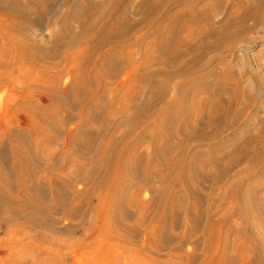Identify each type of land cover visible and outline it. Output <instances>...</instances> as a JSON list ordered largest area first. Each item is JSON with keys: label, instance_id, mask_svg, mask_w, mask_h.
<instances>
[{"label": "bare ground", "instance_id": "1", "mask_svg": "<svg viewBox=\"0 0 264 264\" xmlns=\"http://www.w3.org/2000/svg\"><path fill=\"white\" fill-rule=\"evenodd\" d=\"M4 1H8L12 4H15L16 5L15 7L17 8L13 10L10 7L7 8L5 4H0V16L9 20L11 23L9 26H5L3 24L4 22L0 21V68H3L4 66H6V68L11 66L12 64L9 62L10 59H12L15 65L17 62H18L17 65L26 63L29 66L28 68L33 69V66L35 67L39 63V59L41 57L43 56L47 57L46 53L49 51V49L53 50V52L60 53L61 55L62 64L61 66H58L55 69L54 74L52 76L48 74L50 73L51 70L50 67L37 65L39 67L38 68L35 67L36 70L34 69V71L38 73L36 75V82L38 81V83L41 85L46 84L50 86V88L51 87L54 88L53 91L51 90L47 91L48 97L46 99L48 100L49 106L50 107L53 106V109L50 110L51 111L50 115L57 114L56 112H58V110L60 111V108L62 109L65 108V104L67 105L66 108L68 106L71 107L74 104H80L85 108L89 102L90 103L93 102L95 105L93 103L92 104L96 107L107 104L105 105L107 106L106 107L107 111L105 112L107 113V116L120 112L123 113L124 111H127L128 108L136 107V105L139 103V101H136L135 99L137 93L141 90V86L145 87L146 89L151 88L153 93L155 94L154 95L155 97L153 99L149 100L148 102L146 101L145 104L143 103L144 106L142 109L144 110L150 106L151 102L156 101L157 100L156 98H160L163 91L166 92L164 89L168 88V87L163 88V86L158 88L159 82L157 75L159 73L161 72L163 73L162 80L165 79L164 83L166 85H168L167 84L168 82L170 83V80L173 77V75L176 76L178 75L179 77H181L179 81L180 83L177 82V84H174L175 88L173 92L178 94V95L176 94L177 96L174 94L175 95L174 99L176 98V100L180 102L178 108L172 109L171 112L168 114L170 118L172 119L174 118L171 121H174L175 118H177L180 115L181 111L183 112V109L187 107V110L185 109V112H187L185 116L187 117L192 116L193 123L195 125L201 121L202 119L201 117L204 116L205 111H207L208 113L207 118L210 123L214 124L213 125L214 127L210 132H208L209 130L207 131L202 130L199 132L197 138L200 141H198L199 145H197L196 149L192 150V148L189 145V142L190 139L196 138L195 134L198 132L195 133L192 132L191 135L187 136L186 140L180 139V141H178V143L174 145L169 144L168 146L174 148V152L170 154V156L169 155L168 157L166 156V158H164L165 156L162 158V156L160 155L161 151H163V149L165 148L163 149L159 148L156 157L158 160L156 159L157 161L155 164L154 162H152L153 166L151 167L150 170H148L149 172L151 171L153 174H155L154 176L157 177L158 181H160L161 184L167 186L165 187V189H162L159 196L164 197L165 194L168 196L172 195L173 194L172 189L178 183V185H181L183 187H192L193 188L192 190L194 192H197L196 195L197 196L196 205H197L199 203L198 201H200V199L198 200V198H200L201 195V192L199 193L201 188L199 189L197 186L201 185L200 182L202 178H205L207 176L206 171H208L210 173L209 175H211L210 185L207 186L209 187L210 190H214L215 185L219 184L218 182L220 178H222V176L227 174L226 172L229 170V168H231V165L237 160L241 159L242 156L245 153H247L248 150H250L251 144L253 142L255 143L259 139L258 135L261 129L260 131L256 130V132H254V134L250 136L249 141L247 139V142L246 143L244 142L246 146L240 149L238 157L233 156V153H229L231 150H228L227 149L228 147L222 146L218 144V142L216 141L217 138L221 136L220 134L223 132L227 124H232V123L234 124V122L238 121L239 119L246 117L245 116L246 112H243V110L240 107L238 110L236 109L235 111L232 112L231 111L232 105L236 103H238V105L240 103L241 104L245 103L249 105L250 108L256 105L257 109L261 108L264 110V102L259 100L258 97L259 93L257 94L256 92H253L251 85L248 82L246 83L245 81L246 84L242 85L241 81L238 78L232 79L231 81L228 80V82H226V76H228V72H227L228 66L226 64H223L221 68L222 70L220 71L221 73L219 72V74H217L218 78L213 85L212 83L210 85L208 84L207 82L208 75H206L205 73L201 75H192V74L194 71V64L198 62V59L200 58L199 56L206 53L208 50L209 51L214 50V48L217 47L219 48L225 45L229 51H233L234 48H236L238 39L244 36V35L241 36L239 32L247 28L250 29L251 27L254 26V25L250 26L249 24H247L248 22L247 19H251L253 21L252 24H258L264 30V0H183L176 3L180 5V6L177 5L178 7L165 0H139V1L137 0L138 1L136 6L137 8H134V10L136 9V14L139 16V18L137 19H132L130 17L131 8H129V4L130 2L132 3V0H65V2L63 3L65 7V9L62 10L63 13L61 14L59 11L60 15L58 13V15L54 17L56 21L60 22L61 30L59 32H54L53 34H51L49 38L50 42L48 46H44L45 44L39 41H35L34 39H31L27 35L28 31L26 30L25 26H27L28 23L39 24V21L45 17V13L54 6L56 0H4ZM227 3L231 7L229 13L225 16V20L219 23V27H214V23H215L213 18L214 11L219 8L221 9L225 8ZM73 22H77L76 24H78V29H75L73 27ZM146 38H148L147 41ZM144 39H145L144 41L145 45L143 44ZM193 42H195L196 45H193ZM139 51L141 52L140 59L134 57V55H136V53H139ZM187 52L188 54L190 53V56L183 60L182 56H184V54ZM161 54L164 55V58L162 57L163 59L160 58ZM5 57H8L9 62L4 60ZM45 60L47 62V59ZM111 60L112 62L114 60H117L119 63L123 65L124 68L121 65L123 70L126 71V75L125 73L124 75L125 78L127 79L126 81H128L129 83L125 82V85L127 84L128 88L127 90H125L124 94L121 91L122 95L119 94L118 90L120 87V83L123 82L124 84V80H125L124 77H122L123 79L121 78L122 79L121 81L119 78L115 83L113 82V84L112 82L111 84L108 83L110 82V79L109 81L104 79L105 76H109V77L111 76L108 75L109 74L108 64ZM180 61L182 63V66L178 63ZM179 65L180 67H177ZM6 70L7 72L9 71L8 69ZM142 71H144V74L142 73ZM262 72L264 74V68ZM0 77H1V72H0ZM256 79H257V83L260 84L261 82L260 78L257 76ZM229 82L232 83L231 85L233 88L231 87L232 89L229 97L224 99L223 92L227 91L225 90L226 89L225 85L226 83ZM97 86L102 87L101 97L99 96V98L103 97L104 101L102 102L101 101L99 102L97 100L98 97H95ZM190 91H193V93H191L192 94L191 96L193 98H196L194 101L191 102L188 101L191 103V105H193V103L194 105H197V107L195 108L196 110L193 109L194 114H192L191 111L192 106H190V104L186 105L187 93H189ZM201 91L203 94H200L201 97H199L198 94ZM167 93L166 95H169V93L168 94ZM105 95H107V97ZM167 97H170V95ZM22 98L23 101L22 100H21L22 102L19 101L20 104H18L17 102L18 105L15 106L14 111H18L22 109V111H26V113L30 115L32 122H34L33 125L37 127L38 131H40L43 134H46V138H42L44 142L43 143L40 142L42 147L41 150L43 151V153H45L46 151L50 152L52 148L51 143H55V135L54 136L51 135V133H49L48 131L51 130L53 132H56L55 131L56 129H54L55 125L47 119L45 114L46 111H44L45 108H40L39 107L40 104L36 103L37 101L34 104L33 100L31 99L32 98L31 95H29L28 93L26 94V92H24ZM168 99L171 100V98H167V100ZM11 100L12 99H10V101ZM114 102L117 103L116 106L112 105ZM166 102L171 104L175 101L168 100ZM182 103H185V105H183ZM161 106L162 105H160V107ZM70 107H68V111ZM161 108L162 110H164V107ZM62 109L61 111H63ZM142 109L138 111L136 110V112L134 111L135 114L138 113L137 114L138 116L137 115L134 116L132 114L133 111L130 110L132 112L130 113V115H133L134 118L132 119V121L130 120L129 131H133L135 128H137L136 129L137 131L138 127L142 131V128H140L139 124L144 122L146 118V115L144 113L139 112V111H143ZM68 111L66 110L64 115H62L63 117L62 116L61 117L65 118L67 114L70 115L71 113L69 114ZM230 111L232 113H230ZM162 112L163 111H160V113ZM60 113L58 115H60ZM88 114L89 113L86 111L84 115L82 114L83 116L81 117L80 122L78 124L76 123L77 125V127L75 128L76 131L75 129L74 130L70 129V131L66 133L67 137L64 139L63 142L64 144L63 146L66 149H64V152L63 154H61V156L63 157V160L67 162L68 165L69 164L71 166L73 165L72 166L73 169L75 167L74 169L75 171L77 170V168H79V171L82 173L85 172L90 173V178L92 179V180L90 179L91 183L95 182L94 184L96 185V187L99 188L101 194L103 195L100 198V200H98L99 204L97 207V221L95 223V227L93 226L92 233L88 235L86 241L82 242L81 245L82 247L94 246V250L90 252V258H89V260H91L94 264L97 263L101 264L103 261H106L108 258H110V255L112 257L111 259H108L109 264H115L117 263L118 260L117 259L114 260L115 258L114 252L115 250H118V253L120 255V246L108 243V241H106L108 238V235L106 234L107 232H104V230L102 229L108 227L110 223L113 221L114 215L112 214V212L115 213L114 218L118 222L119 226H120V221L126 215L123 212L124 210L120 212V209L123 205V201H120L118 197L121 194L120 191L123 189V187L120 189V187L122 186L120 179L123 175L121 174V172L126 173L124 172L126 171L124 169L127 167L126 160L129 158V154L126 152L127 151L125 148L126 146L124 147L122 145L120 147V143L114 145L115 140L113 135L111 134L108 140L99 146L100 151L97 154L98 156L94 158L95 160L85 157L86 150H88V145L90 144L91 141L89 142L88 140L87 142L89 144L83 146L79 144V141L78 142L76 141L75 138L77 137L75 136H79V134L76 135V133L79 129H81L82 125L86 123ZM64 120H67V118L63 119V121ZM158 121L156 120V122ZM87 122L90 121L87 120ZM51 123L54 126L51 125ZM87 124L89 125L90 123H86V126ZM177 126H179V124ZM209 126L212 125L210 124ZM165 127H167V125H165ZM172 127L173 125H171V128ZM162 130L164 129L159 128L158 125V131L155 132V134L151 135V137L154 140L157 139L159 135H162L160 134ZM142 134L144 135L145 132H143ZM204 139L207 140L209 139L208 141L205 140L207 141L206 144L207 145L209 144V146L207 148L202 149L201 147L202 144L204 146V142H203ZM39 140H37V142ZM172 142L174 141L172 140ZM17 143L14 142V147L16 149V152H19L23 148L20 147ZM47 145H50V147H48ZM225 149H227L229 152ZM224 151L226 153L228 152L226 157L228 159L225 160V162H222V164L220 165L219 159H221L222 157L219 158L218 154L219 153L221 154V152L224 153ZM16 152L15 153L13 152L14 156ZM53 153L54 150L51 151L50 155L52 156ZM81 153H85V155L83 156V154ZM167 153L170 152L168 151ZM252 153H253L252 158L249 162L250 165L246 170L245 176L247 175L250 176V174H252L256 169V165H258V163H260L261 161H264V141H262L260 148L254 150ZM79 155L81 156L79 157ZM130 156H132V153ZM153 156L155 157V154ZM15 158L18 159V157ZM2 165L3 164L0 160V178L3 177ZM211 168H213L211 171L208 170ZM101 169H103L105 172L102 173V175L103 174L104 175L101 178H98V176L101 175L100 173L98 175V172ZM21 172H22V176L20 180L21 188H20V192H18L19 194L18 201L15 202V205H17L15 207L17 209H12L13 208L11 206L12 204L9 205L10 201L7 200L9 204L0 206L2 207V209L0 210H5L11 213L16 211L18 215L22 217L21 221L23 224L26 223L30 227L39 228L42 225V221L44 218L43 215H45V213L47 214L49 209L52 208L54 205H56L58 200H56V203H53L52 205L48 204L46 200H44L43 189L37 188L39 184L36 183L38 184L37 186L31 187L30 186L31 180L26 176L25 171L23 170ZM77 173H79L78 170ZM261 174L264 177V173ZM1 180L2 179H0V184L2 182ZM32 181L39 182V179H37V177H34ZM243 181H244L243 176L235 179L233 178L227 182L226 187L224 186L225 189L221 187L222 188L221 190L219 191L215 190L216 192H218L217 195L219 194L220 198L225 199V203H228V201L231 203V207L232 208L234 207L231 210L236 209L240 215H242L243 212L245 211L246 214L244 213V215H247L246 217L249 216L248 219L244 217L240 224L236 225L234 223L235 221L229 223V216L231 214V211L229 210L227 212L224 211L222 215H220L217 219H213L214 218L213 215L215 213L214 211H207V212H204L203 210L200 211L199 206L195 208L196 211L194 215L196 219L198 220L202 219L203 214L207 215L206 223L205 222L204 223L206 225L205 237L207 242V245H205L207 246L205 250H207L206 253L208 254L207 255L208 258L205 261V264H264V241L255 231V228L258 230L259 229L264 230V196H262L260 198V201L258 202L256 196L253 195L254 191H258L260 189L261 184L257 185L254 182L256 185L252 190H250L251 189L250 188L247 192V190L245 189V191L242 193H244L243 196H245L246 199L245 198L243 199V197L240 196V194H242L240 193L241 190L240 192H237V188H240ZM208 195L210 196L209 193ZM78 197H80L79 194ZM174 197L176 198V196ZM132 199L129 202L135 204V200ZM162 199L160 198L159 200H155L157 205L156 214L158 215L159 217L158 219H160V221L165 220L164 218L167 215L164 212L165 204L162 202L164 201ZM177 199L169 200L170 202L169 207L171 211L173 210V212L178 206ZM14 200L16 201L15 198ZM226 200L228 201L226 202ZM81 201L82 200L80 199L76 200L75 201L76 204L74 206L75 207L80 206L78 205V203L80 204ZM157 201L159 202L158 204ZM222 201L224 202V200ZM141 203H142L140 207L141 209L139 208L140 213H138L139 216L136 217L137 218L136 224H140L144 220L146 209L150 204V201L146 200ZM116 210H119V213ZM192 211L194 210H191L190 212ZM149 224L152 225L151 226L152 228H150L149 232L147 231L148 232L147 240L149 244L151 243L156 246L157 244H159L158 238L160 233L162 232V224L160 223L156 224L154 221L152 223L149 222ZM8 225L9 224H7V226ZM192 225L194 226V224ZM94 232L95 235H93ZM230 232H235L234 242H230L233 243L230 246L232 247L233 254L227 253V251H230L229 249L227 250V248L229 247L227 244V237H229L228 235L230 234ZM197 233L196 235L199 234ZM40 235L42 234L40 233L38 235H33V236L38 241H40L41 239L44 240L45 237H42L43 235L42 236ZM191 237H192V233H191ZM116 239L118 238L116 237ZM11 241L12 238L10 239V242L9 239H7L4 240L3 243L4 244H7L8 242L12 243ZM48 243L52 244L51 242ZM203 243L205 242L203 241ZM97 244L98 246L96 247ZM143 247L139 248L137 252L144 255ZM184 257L186 258V256ZM119 258L120 257H118V259ZM192 258L193 256L189 254L188 256L189 260L187 262H190V260L192 261Z\"/></svg>", "mask_w": 264, "mask_h": 264}, {"label": "rangeland", "instance_id": "2", "mask_svg": "<svg viewBox=\"0 0 264 264\" xmlns=\"http://www.w3.org/2000/svg\"><path fill=\"white\" fill-rule=\"evenodd\" d=\"M138 1L132 0V3L130 2L129 4V8H131L130 17L132 19L139 18V16L136 14V9L134 10V8H137L136 6H137ZM165 1H168L169 3H172L173 5L177 6L178 4L176 3L179 1H183V0H165ZM64 2L65 0H56L54 6L50 8L51 10L49 9L45 13V17L39 21V24L38 23H28V25L25 26L26 30L28 31L27 35L31 39H34L35 41H39L45 44L44 46H48L50 42L49 38L51 34H53L54 32H59L61 30L60 22L56 21L54 17L58 15L59 11L61 14L63 13L62 10L65 9L63 5ZM0 4H5L7 8L10 7L13 10L17 8L15 7L16 6L15 4H12L4 0H0ZM230 8L231 7L227 3L225 8H222V9L219 8L214 11L213 13V18L215 22L214 27H219V23L225 20V16L229 13ZM0 18H1L0 21L4 22L3 24L5 26H9L11 24L10 21L5 19L4 17L0 16ZM249 20L251 19H247L248 21L247 24H249L250 26L254 25L255 27L256 26L257 27L255 28L253 26L250 29L247 28L239 32L241 36L242 35L244 36L238 39L236 48H234L235 51L234 50L229 51L225 45L219 48L218 47L214 48V50H210V51L208 50L206 53L199 56L200 58L198 59V62L194 64V71L192 75H201L205 73L206 75H208V78H209V79L207 78L208 84L210 85L212 83L213 85L214 82L218 78L217 74H219V72L222 70L221 68L223 64H226L228 66V70H227L228 76H226V82H228V80L231 81L232 79H235V78H238L241 81L242 85L248 82L251 85L252 91L256 92L257 94L259 93V96H258L259 100L264 102V74L262 72L264 68V48H263L264 47L263 46L264 30L262 29V27H260V25L252 24L253 21L252 20L249 21ZM76 23L77 22H73V27L75 29H78V24ZM147 40L148 38H146V41ZM144 41L145 39L143 40V44L145 45ZM193 45H196V43L193 42ZM140 53L141 52L139 51V53H136L134 57L140 59L141 57ZM46 54H47V57H44V56L41 57L39 59L40 64L38 63L37 65L50 67L51 70H50V73L48 74L52 76L54 74L55 69L58 66H61L62 58H61L60 53L53 52V50L51 49H49V51ZM49 55L51 58L49 57ZM189 56H190V53L189 54L188 52L185 53L184 56H182L183 60L185 58H188ZM162 57L164 58L163 54H161L160 58L163 59ZM45 59H47L48 63L46 62ZM4 60L8 61V57H5ZM114 61L112 62L111 60L108 64V72H109L108 75H111V76L109 77V76L104 75L105 76L104 79H106L107 81H109L110 79V82L108 83L111 84L112 82L113 84V82L115 83L119 78L121 81L123 79L122 77H124L125 79L124 84L123 82H121L119 90H118L119 94L122 95V93L124 94L125 90H127L128 88V85L127 84L125 85V82L126 83H129V82L126 81L127 80L125 78L126 71L123 70L124 68L123 65L119 63L117 60H114ZM9 63H11L12 65L10 64L11 66L7 68L6 66H4L3 68H0V72H1V77H0V80H1L0 81V155L2 154L0 156L1 157L0 160L2 164L4 165V166L2 165L3 171L1 170L3 173V177L0 178L2 179L1 180L2 182L0 184V200H1L0 206L8 205L9 202L7 200H9L10 201L9 205L12 204L11 205L13 207L12 209H17L15 207L17 206L15 205V202H17L19 198L18 192H20V188H21L20 180L22 176L21 171L23 170L25 171L26 176L31 180L30 181L31 187L37 186L39 184L38 186L40 187L37 186V188L43 189V193H44L43 197H44V200H46L48 204L52 205L53 203H56V200L58 201L56 205L53 206L55 209L52 207L49 209L47 214L45 213V215H43L44 218L42 221V225L39 228L30 227L26 223L23 224L21 221L22 217H20L16 211L11 213L5 210H0V264H94L91 260H89L90 252L94 250V246L93 247H90V246L82 247L81 244L82 242H85L86 239L88 238V235L92 233L93 226L95 227V223L97 221V207L99 204L98 200H100V198L103 195L101 194L99 188L96 187V185L94 184L95 182L91 183L90 173H87V172L82 173L79 171V168H77L79 172L77 173V170L76 171L74 170L75 167L73 169L72 167L73 165L72 166L70 164L68 165L67 162H65L63 160V157L61 156V154H63L64 152V149H66L63 146L64 139L67 137L66 133L70 131V129L74 130L77 127L76 123L78 124L80 122L81 117L85 114V111L91 115L90 116L88 114L87 119H86V123H90V124L89 125L87 124V126H86V123L83 124L84 127L82 125L81 129H79L76 133V135L79 134V136H75L79 139L78 140L77 138H75L76 141L77 142L79 141V144L83 146L89 144L87 142L88 140L89 142L91 141L90 144L88 145L89 152L88 150H86L85 157L95 160L94 158L98 156L97 154L100 151L99 146L105 143V141H107L108 138L112 134L115 140L114 145L120 143V147L122 145L124 147L126 146L125 147L127 150L126 152L129 154V158H130V159L128 158L129 160L128 159L126 160L127 169L126 168L124 169L126 170L124 171L126 173L121 172V174L123 175L120 179L122 183V186L120 187V189L122 187L123 189L120 191L121 194L118 197L120 201H123L122 207L124 208L123 209L121 207L122 210L120 209V212L124 210L123 212L126 214L125 215L126 217L124 216L122 218V220L120 221V226H119L118 222L114 218L115 213L112 212V214L114 215L113 221L110 223L108 227L102 229L104 230V232H107L106 234L108 235V238L107 240L106 239L105 240L108 241V243L120 246V255L118 253V250H115L114 252V257H115L114 260L116 259L118 260L117 263L115 264H159V263L160 264H205V261L208 258L207 257L208 254L206 253L207 250H205V248L207 247L205 246L207 245L206 237H205L206 236L205 223H206L207 215L203 214L202 219H199V220L196 219L194 215L196 211L195 208L199 206L200 211L202 210L204 212L214 211L215 213L213 215L214 217L213 219H217L220 215H222L224 211L227 212L229 210L231 211V214L229 216V223L235 221L234 223L238 225L241 223L242 219L247 216V215H244L245 211L243 212L242 215H240L236 209L231 210L234 208V207L233 208L231 207V203L228 200H226V202L228 201V203H225V199L220 198L219 194L217 195L218 192L216 191H219L222 188L225 189L224 186L226 187V184L230 179H233V178L235 179V178L243 176L244 181L241 184L240 188H237V192H240L241 190L240 193H242L245 191V189L248 192V190L250 188H251L250 190H252L256 184L257 185L261 184L262 188L260 187L258 191H254L253 195L256 196V199L258 202L260 201V198L264 196V188H263L264 187V177L261 174V173H264V161L260 160L261 162L258 163V165H256V169L254 170V172L250 174V176L249 175L245 176L246 170L248 169L250 165L249 162L252 158V154H253L252 152L260 148L262 141H264V129H263L264 128L263 127L264 126V110L261 108L257 109L256 105L251 108L249 107V105L245 103H242V104L240 103L239 105L238 103H236L232 105V108H231L232 112L235 111L236 109L238 110L240 107L243 110V112H246V115L244 113L246 117L239 119L238 121L234 122V124L233 123L227 124L225 129L222 132L223 134L221 133L220 134L221 136L218 137L219 139L217 138L216 140L218 144L228 147L227 149L231 151L229 152L227 149L225 150H227L229 153H233V156L238 157L240 149L246 146L245 143L247 142V139L249 141L250 136L254 134L256 130L260 131L261 129L258 135L259 139L255 143L253 142L251 144L250 150H248V152L245 153L241 159L237 160L231 165V168H229V170L226 172L227 174L222 176V178H220L218 182L219 184L215 185L214 190H210L208 187L211 182V175H209L210 173L206 171L207 176L205 178H202V180L203 179L205 180L203 181L201 180L200 182L201 185H199L202 187L197 186L199 189L201 188L199 191V193L201 192V195H200V198H198V200L200 199L201 202L198 201L199 203L196 205L197 192H194L192 190L193 189L192 187H183L181 185H178V183L176 184L177 186L175 185V187L172 189L173 191L172 195L168 196L165 194L164 197L159 196L162 189H165V187L167 186H164V184H161V182L158 181L157 177L154 176L155 174H153L151 171L150 172L148 171L153 166L152 162H154L155 164L156 161L158 160L156 157H157L159 148L161 149L165 148L167 152L168 151L170 152V153H167L165 149H163L164 152L161 151L160 155L162 156V158L164 156H165L164 158H166V156L168 157V155L170 156V154L174 152V148H171V146H168L169 144L174 145L178 143L180 139L186 140L187 136L191 135L192 132L194 133L198 132L195 134L196 138L190 139V142H189V145L192 148V150L196 149L197 145H199L198 141H200L197 138L199 135V132L202 130L203 131L209 130L208 132H210L212 131V128L214 127L213 126L214 124L210 123L207 118L208 117L207 111H205L204 116L201 117L202 118L200 121L201 123L199 122L198 123L199 125L196 124L197 125L196 126L193 123L192 116L191 117L185 116V114L187 113L185 112V109L187 110V107L183 109V112L181 111L180 115L177 118H175L174 121H171L174 118L173 119L170 118L168 114L171 112L172 109L178 108L179 102H180L176 100V98L174 99L175 95L177 94L173 92L175 88L174 84H177V82L180 83L179 81L181 77H179L178 75L177 76L173 75V77L170 80V83L169 82L167 83L169 85L168 86L164 83L165 79L162 80L163 73L162 72L159 73L157 75L158 82H159L158 88H160L161 86H163V88L168 87L164 89L166 92L163 91L162 93L164 98L162 97V95H161L162 98L159 96L160 98H156L157 100L155 99L156 101L151 102L150 106L144 110L142 108L144 104L146 103V101L148 102L149 100L153 99L155 97L154 96L155 94L153 93L151 88L150 90L148 88L146 89L145 87L141 86V90L137 93L135 100L139 101L138 104H141V103L142 104L144 103V104L143 105L137 104L136 107L134 108L132 107L128 108L127 111L123 112L124 114L120 112L122 115L120 113H116V114H111L110 116H107V113H105L107 111L106 109L107 106L105 105L107 104L101 105L102 107L101 106L96 107L94 106L95 104L93 102L91 103L89 102L85 108L80 104H74L71 107L68 106L70 107L69 111H68V107L66 108L67 105L65 104L66 109L60 108V111L58 110L59 113L61 112L63 114L60 113V115H58L59 113L56 112L57 114L50 115L51 113L50 110L53 109V106L50 107L48 104V100L46 99L48 97L47 91L49 90L53 91L54 88L53 87L50 88V86L46 84L41 85L38 83V81L36 82V75L38 73H36L34 69L36 70L35 67L38 68L39 66L37 65L35 67L33 66V69H31V68H28L29 66L26 63H23L24 65L23 64L17 65L18 64L17 62L16 63L18 67L17 69L12 59H10ZM178 63L182 66L181 61ZM121 65L123 68L121 67ZM180 65L177 67H180ZM6 69H8L9 71L7 72ZM122 72H123V75H122ZM142 73L144 74V71H142ZM257 76L260 78V81H261L260 84L257 83V79H256ZM231 84L232 83L229 82V83H226L227 86L225 85L226 87L225 90L227 91L223 92L224 99H226L230 95L231 89L233 88ZM96 88H97V91H96L95 97H98L97 100L99 102L104 101L103 97L99 98V96L101 97L102 87L97 86ZM24 92L32 96L31 99L33 100L34 104L37 101L36 103L40 104V105L38 104L40 108H45V110L44 109L43 110L46 111L45 114H46L47 119L55 125L54 129H56L55 130L56 132H53L51 130L48 131L49 133H51V135L53 136L55 135V143H51L52 148L50 152L46 151L45 152L46 154L43 153V151L41 150L42 147L40 143V142L42 143L44 142L42 138H46V134H43L40 131H38L37 127L33 125L34 122H32L30 115L26 113V111H22V109L18 110L19 112L14 111L15 106L20 104L19 101L21 100L23 101L22 95ZM167 92L169 93L170 97H167L169 96V95H166ZM191 93H193V91H190L189 93H187L186 105L190 104V106H192L191 111H192V114H194L193 109H195L197 105H194L193 102L192 103L194 106L191 105L190 102L196 99L191 96L192 95ZM200 94H203L202 91L198 94L199 97H201ZM105 96L107 97V95ZM145 96H148V97H145ZM167 98H171V100L168 99L169 101L174 100L175 101L173 102L174 105L173 103L169 104L168 102H166L168 101ZM10 99H12L13 101L12 100L10 101ZM182 104L185 105V103H182ZM112 105L116 106L117 103L114 102ZM160 105H162L161 107H164V110H162ZM61 109L63 111H61ZM141 109L143 111H139V112H142L146 115V118L144 120V122L145 121L146 122L140 123L141 125L139 124L140 128H142V131L141 129H139V127L137 130L138 132L136 131L137 128H135L133 131H129L130 120L132 121L134 116L138 114V113L135 114L136 110L138 111ZM167 109H168V112H167ZM66 110L69 112V114L70 113L71 114L68 115L66 113L67 116L65 118H62L63 117L62 115H64ZM130 110L133 111V113ZM206 110H207V107H206ZM160 111H163V112L160 113ZM231 111L230 113H232ZM130 113H132L134 116L130 115ZM129 116L130 117L132 116V117L130 118ZM66 118L67 120L63 121V119H66ZM87 120L90 122H87ZM156 120L157 121L159 120V121L156 122ZM155 122L157 125L155 124ZM52 123L51 125H53ZM164 124L167 125V127H165ZM176 124L177 125L179 124V126H177ZM210 124L212 126H209ZM158 125H159V128L164 129V130L161 131L160 134L162 135H159V137L155 139L156 140L155 141L151 137V135L155 134V132L158 131ZM171 125H173L172 128H171ZM81 130H84V131H81ZM38 132L41 134H39ZM143 132H145L144 135L142 134ZM95 133L97 134V136ZM37 140L39 141L37 142ZM172 140L174 142H172ZM205 140L207 139H204L203 141L204 146L202 144V147H201L202 149L207 148L209 146V144L208 145L206 144L209 139L207 141ZM14 142L16 143L18 142L17 144L23 149L20 148L21 150L19 152H16V149L14 147ZM162 143H165V144H162ZM47 146L50 147V145H47ZM233 148H236V149H233ZM53 150H54V153L51 156L50 153ZM13 152L14 153L16 152L15 156ZM228 152L226 153L224 151L226 155L223 152H221L222 155L220 153L218 154L219 158L222 157L221 159H219L220 165L222 164V162H225V160L228 159L226 158ZM131 153H132V156H130ZM152 153L155 154V157L153 156L154 154ZM81 154H83V156L85 155V153H81ZM80 156L81 155H79V157ZM15 157H18L19 160ZM20 165L22 168L20 167ZM212 169L213 168L208 169V170L211 171ZM32 171H35V172H32ZM104 172L105 171L101 169L98 172V175L99 173L101 174L98 176V178H101L104 175V174L102 175V173ZM34 177H37V179H39V182H33L32 180L34 179ZM77 193L80 195V197H78ZM208 193L210 194V196L208 195ZM243 195L244 193L240 194V196H242L243 199L244 198L246 199V197ZM174 196H176V198ZM13 197L16 199V201L14 200ZM160 198L161 199L163 198L162 200H164L162 201L165 204L164 212L165 214H167L164 218L165 220L163 221L162 220L160 221V219H158L159 218L158 215L156 214L157 205H156L155 200H159ZM78 199L82 201L80 204L78 203V205L80 206L75 207L74 206L76 204L75 201ZM131 199L135 200L136 205L132 202H129ZM172 199H177L178 201L177 203L178 206L174 210V212L173 210L171 211L169 207L170 205L169 200H172ZM146 200L150 201V204L148 205L146 209L144 220L140 224H136L137 223L136 217L139 216L138 213H140V209H141L140 207L142 205L141 202L146 201ZM222 200H224V202ZM158 203L159 202L157 201V204ZM211 206H214V207H211ZM0 209H2V207H0ZM191 210H194V211L190 212ZM116 211L119 213V210H116ZM248 217L246 218L248 219ZM195 220L196 221L198 220L197 223ZM153 221L156 224L157 223L162 224V232L160 233L159 238H158L159 244H157L156 246L151 243L149 244L147 240L148 239L147 234L150 228H152L151 227L152 225H150L149 222L152 223ZM7 224L9 225L7 226ZM192 224H194V226ZM196 229L200 232H198ZM255 231L257 232V234H259L260 238L264 241V230L263 229L258 230L255 228ZM95 232L93 235H95ZM28 233H31V234H28ZM40 233L43 235V236L42 235L40 236L45 237V239L44 240L41 239L40 241H38L33 235H38ZM191 233H192V237H191ZM196 233L198 235H196ZM228 236L229 237H227V244L230 247L233 244L230 242H234L235 232H230ZM116 237L118 239H116ZM11 238H12V241H11L12 243H9ZM7 239H9V242L7 244H4L3 241ZM47 241L51 242L52 244H49ZM203 241L205 243H203ZM97 246L98 244L96 245V247ZM142 247L144 248V255L137 252V250H139V248H142ZM229 247L227 248V250L229 249L230 251H227V253L233 254L232 247L230 248ZM189 254L192 255L193 258H192V261L190 260V262H187L189 260L188 259ZM184 256H186V258ZM111 257L112 256L110 255V258L108 259H111ZM118 257L120 258L118 259ZM108 259L106 261H103L101 264H105V263L109 264Z\"/></svg>", "mask_w": 264, "mask_h": 264}]
</instances>
